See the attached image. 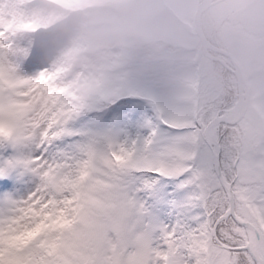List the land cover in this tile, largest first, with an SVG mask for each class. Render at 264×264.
Here are the masks:
<instances>
[{
	"label": "snow or ice",
	"instance_id": "snow-or-ice-1",
	"mask_svg": "<svg viewBox=\"0 0 264 264\" xmlns=\"http://www.w3.org/2000/svg\"><path fill=\"white\" fill-rule=\"evenodd\" d=\"M146 80L48 147L71 180L59 211L72 244L37 246L39 264H264V130L198 84ZM15 155L0 146V200L29 183Z\"/></svg>",
	"mask_w": 264,
	"mask_h": 264
},
{
	"label": "clouds",
	"instance_id": "clouds-1",
	"mask_svg": "<svg viewBox=\"0 0 264 264\" xmlns=\"http://www.w3.org/2000/svg\"><path fill=\"white\" fill-rule=\"evenodd\" d=\"M15 9L0 0V11ZM238 34L247 54L229 44ZM20 43L47 66L75 53L72 75L95 85L87 97L95 111L142 77L226 93L241 115L257 93L264 100V0H34L22 15ZM210 45L232 71L207 57Z\"/></svg>",
	"mask_w": 264,
	"mask_h": 264
},
{
	"label": "rangeland",
	"instance_id": "rangeland-1",
	"mask_svg": "<svg viewBox=\"0 0 264 264\" xmlns=\"http://www.w3.org/2000/svg\"><path fill=\"white\" fill-rule=\"evenodd\" d=\"M3 2L15 4L16 9L13 12L0 11V131L7 133L6 142L16 153L9 166L18 167L22 174L29 175L30 180L25 189H15L17 196L0 200V240H5L6 234L15 236L26 233L27 222L35 217L45 216L49 206L54 205L55 210L60 213L59 209L63 205L58 195L67 177L62 173L63 165L46 157L47 149L53 141L60 139L70 121L81 117L77 122L79 127L81 123L89 121L90 115H103L89 114L95 109L89 105L87 97L95 85L80 74L72 75L75 53L55 66H47L30 58L28 51L20 43L22 15L26 5L34 0ZM229 44L241 53L247 54L250 51L243 34L232 38ZM208 52L212 56L225 58L220 52ZM226 71L232 70L226 68ZM159 81L148 78L140 86L150 90ZM216 94L233 108L234 101L229 95L219 92ZM67 97L76 99H71V104L65 106L60 101ZM80 98L86 101H80ZM81 103L87 104L90 109L86 106L88 110L85 112L79 110L78 105ZM107 111L111 112V108ZM241 116L254 132L264 130V100L259 93ZM6 142L4 140L3 145ZM54 194L57 199L53 197ZM3 195L4 193H0V197ZM62 223L63 221L60 225ZM60 225L47 224L39 238L24 242L25 245L17 250V262L13 260L11 263L39 264L41 258L36 251L38 240L46 242L53 251L57 246L70 250L72 241L65 239L68 230L61 229ZM47 246L44 245L43 248L47 249Z\"/></svg>",
	"mask_w": 264,
	"mask_h": 264
},
{
	"label": "trees",
	"instance_id": "trees-1",
	"mask_svg": "<svg viewBox=\"0 0 264 264\" xmlns=\"http://www.w3.org/2000/svg\"><path fill=\"white\" fill-rule=\"evenodd\" d=\"M208 57V56H207ZM210 60H214L210 57H208ZM59 96V95H57ZM75 96V95H73ZM71 99H76V97H67L66 99H64L63 101H60V103L63 102V104L65 106L71 104L70 103V100ZM80 101H86V99H83V98H80ZM118 102H121V101H118ZM90 109L89 106L85 103H81L80 105H78V109L81 110V111H86ZM84 109V110H83ZM55 115V114H53ZM59 126L61 128H63V125L62 124H59ZM63 131V130H62ZM7 133H5L4 131H0V146H3V141L7 140ZM3 138V140H2ZM67 179L64 180V183L62 185V188H61V191L58 195V198L65 192L67 191L70 186H71V180L70 178L66 175ZM65 177V178H66ZM55 199H57L56 195L54 194L53 196ZM52 203V202H50ZM48 203V205L50 204ZM48 207V206H47ZM65 217H62L61 216V213L57 212L54 208V205L52 206H49L47 208V211L45 213V216H38V217H35L33 219H30L27 224H26V229H27V232L26 233H18L16 234L15 236H9V235H5V240H0V264H12L11 262H14L13 260H16L17 262V258H18V254H17V250L25 245L26 241L32 239V238H39V236H41V232L44 228V230L46 229V225L47 224H50V225H57L59 224L60 225V222L63 221V219ZM54 221H55V224H54ZM16 233V232H15ZM13 233V234H15ZM9 234V233H8ZM38 240V239H37ZM25 242V243H24ZM39 246H42L44 247V245L47 246V243L46 242H43L41 240H38L37 241ZM24 243V244H23ZM47 250L49 251H53L50 250L51 248L49 246H47Z\"/></svg>",
	"mask_w": 264,
	"mask_h": 264
},
{
	"label": "water",
	"instance_id": "water-1",
	"mask_svg": "<svg viewBox=\"0 0 264 264\" xmlns=\"http://www.w3.org/2000/svg\"><path fill=\"white\" fill-rule=\"evenodd\" d=\"M208 49L211 50V51H214V52L216 51V52H220V53H223L224 54L223 50L217 48L214 45H210ZM206 55L211 57V55H209L208 53H206ZM214 58L220 60L221 62L224 63V65L226 67H228L230 70H232V67H233L232 64L231 65L227 64L223 58H220V57H214ZM238 113L241 115V113L239 111H238Z\"/></svg>",
	"mask_w": 264,
	"mask_h": 264
},
{
	"label": "bare ground",
	"instance_id": "bare-ground-1",
	"mask_svg": "<svg viewBox=\"0 0 264 264\" xmlns=\"http://www.w3.org/2000/svg\"><path fill=\"white\" fill-rule=\"evenodd\" d=\"M233 108L237 110V108H235V107H233ZM237 111H238V110H237Z\"/></svg>",
	"mask_w": 264,
	"mask_h": 264
}]
</instances>
